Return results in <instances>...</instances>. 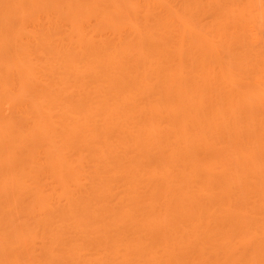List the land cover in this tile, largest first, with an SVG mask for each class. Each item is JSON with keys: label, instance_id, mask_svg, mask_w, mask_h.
Wrapping results in <instances>:
<instances>
[{"label": "bare ground", "instance_id": "bare-ground-1", "mask_svg": "<svg viewBox=\"0 0 264 264\" xmlns=\"http://www.w3.org/2000/svg\"><path fill=\"white\" fill-rule=\"evenodd\" d=\"M0 264H264V0H0Z\"/></svg>", "mask_w": 264, "mask_h": 264}]
</instances>
